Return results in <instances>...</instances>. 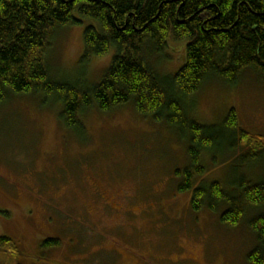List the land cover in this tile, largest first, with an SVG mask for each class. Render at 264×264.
Wrapping results in <instances>:
<instances>
[{
  "label": "rangeland",
  "instance_id": "1",
  "mask_svg": "<svg viewBox=\"0 0 264 264\" xmlns=\"http://www.w3.org/2000/svg\"><path fill=\"white\" fill-rule=\"evenodd\" d=\"M76 16L81 24L57 34L49 70L60 81L95 85L116 50L83 65L84 32L96 21ZM187 45L170 38L145 61L162 78L172 77L187 62ZM185 104L191 118L217 126L234 108L243 129L264 136V74L256 70L236 83L211 77ZM60 110L44 93L0 105V264H249L258 243L252 210L229 227L220 212L194 211L191 198L202 182L235 192L242 178L264 180L263 157L249 163L239 155L247 149L237 157L214 147L203 159L205 173L181 192L192 160L177 126L128 103L86 110L80 133ZM49 238L58 245L44 247Z\"/></svg>",
  "mask_w": 264,
  "mask_h": 264
},
{
  "label": "trees",
  "instance_id": "2",
  "mask_svg": "<svg viewBox=\"0 0 264 264\" xmlns=\"http://www.w3.org/2000/svg\"><path fill=\"white\" fill-rule=\"evenodd\" d=\"M76 14L96 21L84 32L83 65L116 50L95 85L60 81L49 70L60 29L82 23ZM170 38L188 41L187 62L162 78L145 60L164 51ZM249 69L264 74V0H0V105L14 96H54L63 122L85 133L80 116L86 110L109 112L133 103L145 117L166 120L187 135L192 163L183 172L181 192L205 173L203 159L214 147L226 146L233 155L247 149L239 155L249 163L264 158V136L243 129L234 108L217 126L191 118L185 104L209 78L236 83ZM191 207L220 212L229 227L251 209L249 226L258 243L248 260L264 264V180L242 178L235 192L217 181L202 182ZM2 241L14 246L10 238ZM57 245L54 238L43 243Z\"/></svg>",
  "mask_w": 264,
  "mask_h": 264
}]
</instances>
